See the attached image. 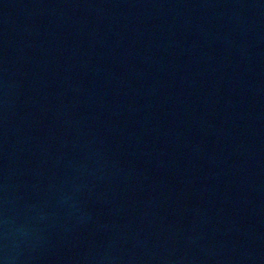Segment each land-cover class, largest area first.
Returning a JSON list of instances; mask_svg holds the SVG:
<instances>
[{"label": "water", "instance_id": "water-1", "mask_svg": "<svg viewBox=\"0 0 264 264\" xmlns=\"http://www.w3.org/2000/svg\"><path fill=\"white\" fill-rule=\"evenodd\" d=\"M0 264H264V0H0Z\"/></svg>", "mask_w": 264, "mask_h": 264}]
</instances>
